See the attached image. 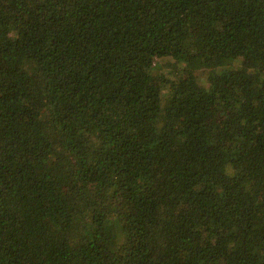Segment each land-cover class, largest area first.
Wrapping results in <instances>:
<instances>
[{
  "label": "trees",
  "instance_id": "16d2710c",
  "mask_svg": "<svg viewBox=\"0 0 264 264\" xmlns=\"http://www.w3.org/2000/svg\"><path fill=\"white\" fill-rule=\"evenodd\" d=\"M0 264H264V0H0Z\"/></svg>",
  "mask_w": 264,
  "mask_h": 264
},
{
  "label": "rangeland",
  "instance_id": "374dc122",
  "mask_svg": "<svg viewBox=\"0 0 264 264\" xmlns=\"http://www.w3.org/2000/svg\"><path fill=\"white\" fill-rule=\"evenodd\" d=\"M153 70H154V72H161V73L167 75L165 68H163V69L155 68ZM195 74H196L197 79H198V81L200 83H202V84H205L206 83V70H204V69H198V70L195 71ZM161 87H163V86H161ZM162 92L164 93V95L169 96L168 90H167V88L165 86L162 88Z\"/></svg>",
  "mask_w": 264,
  "mask_h": 264
}]
</instances>
